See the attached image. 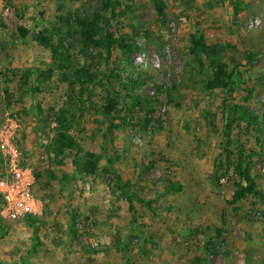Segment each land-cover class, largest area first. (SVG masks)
<instances>
[{
	"label": "rangeland",
	"instance_id": "obj_1",
	"mask_svg": "<svg viewBox=\"0 0 264 264\" xmlns=\"http://www.w3.org/2000/svg\"><path fill=\"white\" fill-rule=\"evenodd\" d=\"M119 2L113 28L131 33L129 23L142 27L132 55L135 74L122 79L136 87L131 99L125 92L117 99L126 120L120 129L109 130L100 114V88L78 99L85 150L100 157L91 175L76 158L54 164L45 157L56 128L47 109L67 102L69 94L57 73L37 87V72L52 59L33 36L55 35L61 18L90 16L102 10L101 1L0 0L1 264H264V0H163L164 24L151 0ZM19 27L29 31L25 40L16 36ZM195 31L242 72L232 102L258 122L235 124L233 137L243 144L263 197L231 206L233 170L219 188L211 181L225 95L216 91L209 98L201 90L202 77L187 53ZM71 47L80 56L77 44ZM118 57L113 51L111 69ZM25 69L32 76L22 104L6 105L3 89L16 95ZM108 162L154 212L134 199L137 221L131 224L126 196L102 172ZM174 183L183 186L178 194L168 189ZM255 211L259 218L250 221Z\"/></svg>",
	"mask_w": 264,
	"mask_h": 264
},
{
	"label": "trees",
	"instance_id": "obj_2",
	"mask_svg": "<svg viewBox=\"0 0 264 264\" xmlns=\"http://www.w3.org/2000/svg\"><path fill=\"white\" fill-rule=\"evenodd\" d=\"M100 1L102 10L96 11L90 16L61 18L59 25L56 23L57 25L54 26L58 37L57 41L54 39L56 34L52 36L45 31L38 32L33 36V40L49 52L52 59L51 65L46 70L37 72L34 80L37 87H42L45 83L50 82L57 73L60 82L67 85L69 94L67 102H56L47 109L48 118H53L56 128L55 135L45 148V157L54 164H61L68 157L76 158L79 164H82L85 172L91 175H95L99 171L100 157L94 152L85 150L82 137L84 128L78 122L79 116L76 114L77 111L83 112L82 106L77 109V102H81L78 99H81L86 92L100 88L103 97L99 110L102 117L108 121L109 130L120 129L126 124L125 117L117 106V99L122 96L121 92H125V98L131 99L128 92L136 87V84L122 79L126 73L135 74L132 55L139 50L136 36L142 30V27L130 23L127 26L131 33L115 30L112 22L116 18L121 3L119 0ZM151 1L160 22L164 24L166 13L163 0ZM239 4L237 3L234 7V17L240 11ZM28 34L29 31L26 28L19 27L16 36L20 40H25ZM72 43L77 44L76 50H79L80 56L73 51ZM113 51L119 53V61L111 69L109 60ZM221 52L220 48L209 46L201 32L195 31L189 35L187 53L195 63L198 76L202 77L200 85L202 92L209 98L213 97L216 91L225 95L220 129L221 147L215 157L211 181L215 187L219 188L221 179L227 176V171L233 170L237 180L234 182L235 189L229 204L234 206L247 200L249 196L263 197L261 188L249 169L245 148L239 138L233 137L234 130L238 128V125L235 126V124L246 123L247 127H252L258 122V118L245 107L232 102L236 82L238 80L242 82L243 76L239 65L230 67L224 62L220 55ZM103 62L105 70L100 72L98 66ZM31 76L30 69L21 72V83L14 96H11L7 89H3L6 105L22 104V96L27 91L25 87L29 84ZM169 96L171 97V95ZM90 105L93 106L92 102ZM145 125L148 126V123ZM102 172L112 176L117 181L121 193L126 196L131 224H135L137 221L134 199L154 212L150 200L137 199V196L131 193L130 186L122 184L111 163L108 162ZM168 189L173 194H178L182 191L183 186L180 183H174L170 184ZM258 213V211L253 212L254 217L251 216L249 220L256 221L259 218ZM260 213L264 216V210ZM216 253L217 251L212 248L210 254Z\"/></svg>",
	"mask_w": 264,
	"mask_h": 264
}]
</instances>
